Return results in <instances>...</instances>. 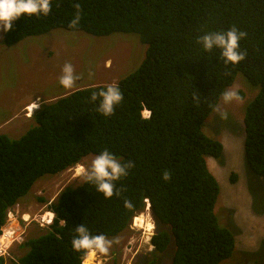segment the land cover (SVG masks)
<instances>
[{
  "label": "trees",
  "instance_id": "obj_1",
  "mask_svg": "<svg viewBox=\"0 0 264 264\" xmlns=\"http://www.w3.org/2000/svg\"><path fill=\"white\" fill-rule=\"evenodd\" d=\"M77 3L81 19L73 29ZM51 7L47 16L14 21L11 31H3L4 44L12 47L56 29L106 39L135 34L146 56L116 85L123 101L110 117L98 112L99 98L91 99L107 86L87 85L41 106L33 116L36 126L19 139L0 134V230L11 208L45 175L104 150L134 167L115 182L119 195L112 198L87 181L63 191L49 208L54 219L47 232L26 240L20 248L27 254L11 264H84L88 252L72 247L76 228L116 237L145 210L146 200L157 225L150 264L156 263L154 254L169 249L172 264H221L230 258L235 237L215 214L220 187L208 167V158L222 160L224 146L202 126L243 74L259 88L245 112V160L264 178V0H52ZM232 27L247 33L240 41L247 56L239 64H226L220 49L205 51L197 43ZM165 171L170 180L163 179Z\"/></svg>",
  "mask_w": 264,
  "mask_h": 264
},
{
  "label": "rangeland",
  "instance_id": "obj_2",
  "mask_svg": "<svg viewBox=\"0 0 264 264\" xmlns=\"http://www.w3.org/2000/svg\"><path fill=\"white\" fill-rule=\"evenodd\" d=\"M85 35L56 29L7 47L0 30V134L7 135L11 140L19 139L36 126L33 116L41 106L69 95L79 87L117 85L126 74L137 70L146 56L147 47L135 34L113 35L108 39ZM66 62H70L81 77L70 90L59 84ZM90 71L94 73L91 77ZM229 88L243 91V102L224 104L221 96L218 107L227 111L228 119H220L215 110L202 126L205 135L219 140L224 146L222 160L208 158L209 170L220 187L215 214L220 226L228 228L236 242L232 256L221 264H264V178L250 170L244 152L245 112L259 88L241 73ZM31 104L37 108L29 110ZM94 158L95 155H89L73 168L43 176L11 208L12 216L2 229L11 226L18 239L6 247L4 255L0 254L5 259L4 264L24 257L27 249H21V245L47 232L53 220L51 224H42L44 217L54 219L50 206L63 191L86 181L80 169L89 167ZM233 175L237 177L235 182ZM18 213H21L20 220L16 218ZM31 216L37 221L26 225V218ZM136 218L144 219L142 226L136 224ZM136 218L121 234L108 238L113 243L107 253L93 252L94 257L89 262L150 264L153 252L150 239L156 234L157 225L147 206ZM90 253H87L84 264H89L85 261ZM171 255V249L163 254H154L155 264H172Z\"/></svg>",
  "mask_w": 264,
  "mask_h": 264
},
{
  "label": "clouds",
  "instance_id": "obj_3",
  "mask_svg": "<svg viewBox=\"0 0 264 264\" xmlns=\"http://www.w3.org/2000/svg\"><path fill=\"white\" fill-rule=\"evenodd\" d=\"M52 0H0V30L11 31L14 21L28 15H44L47 16L52 10ZM77 9L75 17L70 22V28H77L80 23V4H75ZM247 33L240 31L236 27L224 32H212L201 36L197 43L201 44L205 51L220 49L221 55L226 64H239L246 59L247 53L240 51V41L245 39ZM93 72H89V77L93 76ZM81 77L76 74L74 66L70 62H66L61 70L59 84L65 89H72ZM100 99L98 112L105 117H110L114 114L115 108L123 101V94L116 85H108L106 89L94 92L91 99L96 101ZM199 100V97H194ZM224 104L233 102L242 103L243 98L238 90L229 88L222 93ZM217 111L219 118L222 120L228 119L227 111H221L219 107L214 109ZM150 116L149 111L143 113L144 118ZM134 167L132 162L126 164L121 163L115 155L110 151L104 150L96 155L87 168H81L80 173L85 180L93 183L96 190L102 193L105 198H112L114 195H119L116 190L115 182L121 177L128 175L129 169ZM165 181L171 179V174L165 171L163 174ZM149 202V201H148ZM128 202H126L127 204ZM147 209H150L146 203ZM136 218V217H135ZM53 220V219H52ZM77 235L72 240V247L77 252H100L107 253L113 241L109 240L104 234L92 235L88 229L81 225L76 228Z\"/></svg>",
  "mask_w": 264,
  "mask_h": 264
},
{
  "label": "built area",
  "instance_id": "obj_4",
  "mask_svg": "<svg viewBox=\"0 0 264 264\" xmlns=\"http://www.w3.org/2000/svg\"><path fill=\"white\" fill-rule=\"evenodd\" d=\"M146 203H147V205L149 207L148 200H146ZM11 216H12V212L10 211L8 213V219L11 218ZM20 216H21V213L16 214V218L17 219L19 218V220H20ZM34 221H37V220L34 217H32V216H31V220L30 221H29V218H26V225H31ZM43 221H44V223L41 222V224L43 223L42 226H44L45 224L46 225L51 224L52 217H50L48 219H46L44 217ZM11 228H12L11 226H8L7 229L6 228L5 229L3 228L4 230L2 229L3 232H2V234H0V254L5 252V249H6V247H8V245H12V243H14L18 239V238H15V236H14L16 231L13 228L12 229ZM2 255H4V254H2Z\"/></svg>",
  "mask_w": 264,
  "mask_h": 264
},
{
  "label": "bare ground",
  "instance_id": "obj_5",
  "mask_svg": "<svg viewBox=\"0 0 264 264\" xmlns=\"http://www.w3.org/2000/svg\"><path fill=\"white\" fill-rule=\"evenodd\" d=\"M35 104V103H34ZM33 108H37L35 107V105L31 104V106L29 107V110H32ZM35 110V109H34ZM49 217L51 216V214H47ZM53 215V214H52ZM31 220V218H29V221ZM144 219L143 218H136V224L138 223L139 225H143ZM148 227H150V223H148L147 225ZM89 257L86 259V263L91 264V262H89L90 260L93 259L94 255L93 252L90 253V255H88Z\"/></svg>",
  "mask_w": 264,
  "mask_h": 264
},
{
  "label": "flooded vegetation",
  "instance_id": "obj_6",
  "mask_svg": "<svg viewBox=\"0 0 264 264\" xmlns=\"http://www.w3.org/2000/svg\"><path fill=\"white\" fill-rule=\"evenodd\" d=\"M154 251V250H153Z\"/></svg>",
  "mask_w": 264,
  "mask_h": 264
}]
</instances>
